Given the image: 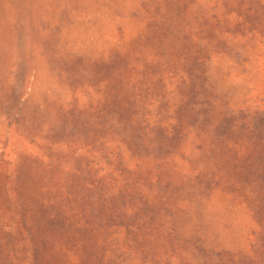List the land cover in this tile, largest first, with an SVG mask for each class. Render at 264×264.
Listing matches in <instances>:
<instances>
[{"label":"rangeland","instance_id":"374dc122","mask_svg":"<svg viewBox=\"0 0 264 264\" xmlns=\"http://www.w3.org/2000/svg\"><path fill=\"white\" fill-rule=\"evenodd\" d=\"M0 264H264V0H0Z\"/></svg>","mask_w":264,"mask_h":264}]
</instances>
